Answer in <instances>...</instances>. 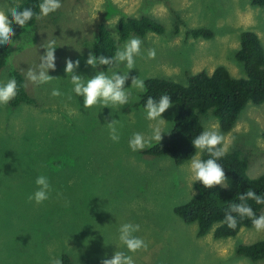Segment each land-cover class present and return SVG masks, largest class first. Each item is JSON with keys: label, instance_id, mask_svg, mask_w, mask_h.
Instances as JSON below:
<instances>
[{"label": "rangeland", "instance_id": "374dc122", "mask_svg": "<svg viewBox=\"0 0 264 264\" xmlns=\"http://www.w3.org/2000/svg\"><path fill=\"white\" fill-rule=\"evenodd\" d=\"M23 0H0V10ZM61 8L37 20L34 27L10 46L0 70V84L11 70L22 73L26 92L34 104L10 109L0 106V264H49L62 254L72 264H100L117 250L122 223L140 225L136 236L148 243L147 251L133 254L135 264H264L236 254L239 245L264 240V232L242 228L234 237L216 240L213 230L197 237V224H185L175 206L196 194L187 162L175 165L170 156L133 152L128 142L133 133L150 135L143 109L137 106L142 94L130 89L128 105L122 108H83V98L71 92L65 59H79L77 74L91 78L94 70L85 65L99 25H105L117 41L120 18L142 16L158 20L162 35L148 34L141 54L135 57L129 76L171 80L186 85L189 77L211 74L225 67L234 79L245 78L235 55L240 35L253 32L264 49V7L251 0H60ZM178 29V31H175ZM190 29H210L211 39H193ZM131 37V38H134ZM130 38V39H131ZM55 42L56 70L53 79L36 85L26 79L28 68L38 69L49 42ZM129 41L119 42L117 50ZM155 49V59H148ZM126 73L125 64L105 72ZM62 84L58 87V83ZM131 87V79L125 88ZM59 89L61 99L46 95ZM69 95L71 99H68ZM69 110L72 115H69ZM119 120V142L109 138L106 123ZM177 115L174 104L162 114L165 137ZM204 130L216 126L228 151L248 153V175L264 172V103L247 104L234 128L224 133L212 115L201 116ZM157 143L153 142L152 146ZM151 146V147H152ZM62 161L51 172L54 160ZM39 175L50 176L49 199L37 205L28 197ZM264 214V211H263Z\"/></svg>", "mask_w": 264, "mask_h": 264}, {"label": "trees", "instance_id": "16d2710c", "mask_svg": "<svg viewBox=\"0 0 264 264\" xmlns=\"http://www.w3.org/2000/svg\"><path fill=\"white\" fill-rule=\"evenodd\" d=\"M40 2L41 0H23L19 8L21 10L32 8L38 14ZM251 4L264 7V0H251ZM36 21L33 18L23 28L13 25L15 32L13 41L31 30ZM163 33L164 28L156 19L146 16L120 18L117 27L118 40L113 38L111 31L105 25H99L97 40L92 44V50L97 57L103 55L110 58L115 55L119 42H125L134 36L143 38L148 34L160 36ZM186 35L193 39L208 40L213 37V32L210 29H190L186 31ZM10 46H0V70L4 68L8 60ZM262 46L259 37L253 32L241 33L240 48L235 58L242 64L245 78H232L229 70L222 66L217 67L211 74L201 71L189 77L186 85L167 79H146V91L140 95L137 106L144 109L148 97L158 100L160 96L167 94L171 97L172 104L177 106V115L170 132L161 139V142L155 143L143 153L151 156H170L175 165H183L195 155L192 139L204 131L201 116L212 115L219 123L221 131L228 133L234 128L247 104H263L264 49ZM97 67L104 72L112 69L102 65H97ZM12 78L17 81L18 95L8 104V107L16 109L22 104H34V99L26 92L22 73L11 70L9 79ZM61 84L59 82L58 87ZM49 92L50 90L46 95H51ZM261 136L264 139V131ZM248 155L240 149L227 152L218 161L224 168L227 177L226 188L216 186L212 189H205L201 184L195 183L196 194L188 202L174 207V214L185 224H197L198 238L205 237L213 230L214 239H226L236 236L242 228H253L251 220L247 217L236 216L237 227L235 229H230L226 224L221 223L230 205L240 203L239 194H244L248 189H251L257 195L264 197V172L255 178L248 175ZM208 158L206 151L201 154V159L207 160ZM53 163L51 172L58 171L59 166H63L61 159H56ZM47 178L50 183V176ZM247 203L253 208L255 216L263 214L264 204L258 205L251 200ZM236 254L251 262H259L264 259V240L239 245L236 248ZM60 259L62 264H72L70 257L66 254H62Z\"/></svg>", "mask_w": 264, "mask_h": 264}, {"label": "clouds", "instance_id": "9594fccd", "mask_svg": "<svg viewBox=\"0 0 264 264\" xmlns=\"http://www.w3.org/2000/svg\"><path fill=\"white\" fill-rule=\"evenodd\" d=\"M60 0H41L39 3V13L33 11L32 8L21 10L18 5H7L5 9L0 10V46H9L14 43L15 35L13 25L20 28L25 27L33 18L40 20L47 17L51 13L56 12L61 8ZM142 41L139 38H131L124 45L123 49L117 50L114 56L105 57L103 55L97 57L92 51H89L85 65L96 69L97 65L109 66V68L118 67L120 64H125L128 71L120 72L111 71V74H106L104 71H96V74L91 78H85L77 74V69L80 66V60L73 61L71 58L65 59V73L70 77L71 92L76 96L83 98V108L85 111L96 106L102 108H122L129 104L131 92L130 89H135L138 92H145V81L140 77L129 76L131 70L135 66V57L141 54ZM45 54L40 56L38 69L28 68L26 71V79L33 84L43 85L51 82L53 79L49 75V71L56 70L55 42H49L45 48ZM155 49H149L147 58L155 59ZM131 79V87L125 88V83ZM18 95V84L15 78L9 79L6 83L0 84V106H7ZM52 97H60L62 93L59 89H53ZM68 99H71L69 95ZM173 106L171 97L167 94L160 96L158 100L148 97L144 105L145 118L153 123L149 124L150 135L145 136L142 133H133L130 137L128 146L131 151H142L146 147H151L153 142H161L162 135L165 133L163 125L166 122L162 118L167 110ZM69 115L72 111L69 110ZM106 123L109 138L113 142H119L120 136L117 125L119 120L111 119V114ZM195 155L192 156L188 165L190 172V180L199 183L205 189H212L216 186L226 188L225 181L227 179L224 168L218 163L227 154V147L224 145V137L221 135L217 127L214 125L210 129L202 131L191 141ZM207 152L209 158L201 159V154ZM35 184L36 190L28 197L29 202H35L37 205L42 204L49 199L52 191L49 180L44 175H39ZM240 203L231 204L226 211L221 223L226 224L230 229L237 227L236 216L241 218L247 217L251 220L253 228L256 232H264V214L255 216L253 208L247 201H254L256 204H264V197L257 195L255 191L248 189L244 194H239ZM236 214V215H233ZM140 231L139 224L122 223L118 228V242L116 251L111 258H103L100 264H135L133 254L140 251L148 250V243L135 235ZM49 264H62L59 258H51Z\"/></svg>", "mask_w": 264, "mask_h": 264}]
</instances>
